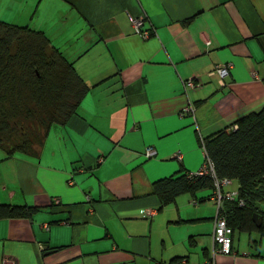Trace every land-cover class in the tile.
<instances>
[{
    "label": "crops",
    "instance_id": "0c3cea01",
    "mask_svg": "<svg viewBox=\"0 0 264 264\" xmlns=\"http://www.w3.org/2000/svg\"><path fill=\"white\" fill-rule=\"evenodd\" d=\"M0 20L43 32L87 86L38 155L0 148V203L37 208L0 218V263L264 264L253 234L213 255L210 190L166 205L153 192L202 166L200 137L264 105V0H0ZM227 63L221 84L210 73Z\"/></svg>",
    "mask_w": 264,
    "mask_h": 264
},
{
    "label": "trees",
    "instance_id": "16d2710c",
    "mask_svg": "<svg viewBox=\"0 0 264 264\" xmlns=\"http://www.w3.org/2000/svg\"><path fill=\"white\" fill-rule=\"evenodd\" d=\"M86 92L73 64L43 32L0 20V148L5 158L16 152L38 155L48 130L64 125ZM17 117L37 132L30 134L28 126L16 128ZM203 146L215 178L235 185V196L221 203L232 238L235 233H254L264 240V105L238 118L228 130L203 138ZM214 182L211 176H188L184 171L156 181L153 192L166 205L181 193L195 196L208 189L210 196ZM206 197L193 199L200 203ZM36 209L0 203V218H25ZM254 214L260 218L259 226ZM181 260L174 258L168 264Z\"/></svg>",
    "mask_w": 264,
    "mask_h": 264
},
{
    "label": "built area",
    "instance_id": "2783aa9c",
    "mask_svg": "<svg viewBox=\"0 0 264 264\" xmlns=\"http://www.w3.org/2000/svg\"><path fill=\"white\" fill-rule=\"evenodd\" d=\"M129 21L133 27L134 32L141 37L142 39H146L149 36V31L145 30L143 25L144 21L142 17H129ZM231 68V64H223L216 66L213 72L210 74L217 75L219 82L223 84L224 78L229 75V70ZM196 86L195 80L193 78H189L184 81L183 87L184 89L194 88ZM191 106L185 107L184 111L189 112L191 111ZM199 143L204 151L203 140L201 137L199 138ZM205 153V151H204ZM154 155V151L152 149H147L146 156ZM175 158L180 159V153L175 154ZM101 159H99L100 161ZM188 176H211L214 178V190L212 191V199L215 203V215L213 217V232H212V253L215 254H230L232 253V229L227 224L225 215L221 209V203L223 199H232L236 194V189H229L225 190V187H231L232 181L229 179H220L217 180L215 178V174L213 171V167L206 156L205 153V160L202 166L196 171L189 173ZM191 203L198 205V200L191 199ZM145 213L148 216H152L154 214L153 209H146ZM185 260H181L180 264H185ZM0 264H14V261L9 259H2ZM204 264H213V261H206Z\"/></svg>",
    "mask_w": 264,
    "mask_h": 264
},
{
    "label": "rangeland",
    "instance_id": "374dc122",
    "mask_svg": "<svg viewBox=\"0 0 264 264\" xmlns=\"http://www.w3.org/2000/svg\"><path fill=\"white\" fill-rule=\"evenodd\" d=\"M15 126H16V128H19V127H26V126H28V128H29V130H31L30 131V134L31 133H33V134H35L36 132H37V129L31 124V123H28V122H26V121H24L23 119H20V118H16V124H15ZM230 187V186H229ZM203 192L202 193H200V194H203V193H205V192H209V190L208 189H205V190H202ZM253 235H255L254 233H252ZM240 235H242V237H247V234L246 233H242V234H240ZM262 242L264 243V240H262Z\"/></svg>",
    "mask_w": 264,
    "mask_h": 264
},
{
    "label": "water",
    "instance_id": "95a60500",
    "mask_svg": "<svg viewBox=\"0 0 264 264\" xmlns=\"http://www.w3.org/2000/svg\"><path fill=\"white\" fill-rule=\"evenodd\" d=\"M252 218H253V221L255 222V224L257 226H259L260 225V218H259V216L256 215V214H254Z\"/></svg>",
    "mask_w": 264,
    "mask_h": 264
}]
</instances>
